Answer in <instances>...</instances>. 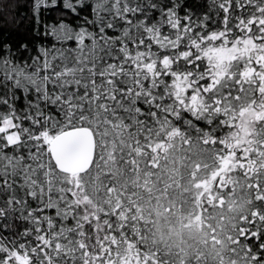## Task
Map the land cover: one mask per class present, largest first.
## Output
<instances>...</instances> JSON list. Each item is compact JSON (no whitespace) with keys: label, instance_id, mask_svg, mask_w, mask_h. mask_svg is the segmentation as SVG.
Here are the masks:
<instances>
[{"label":"snow or ice","instance_id":"1","mask_svg":"<svg viewBox=\"0 0 264 264\" xmlns=\"http://www.w3.org/2000/svg\"><path fill=\"white\" fill-rule=\"evenodd\" d=\"M0 264H264V0H0Z\"/></svg>","mask_w":264,"mask_h":264}]
</instances>
